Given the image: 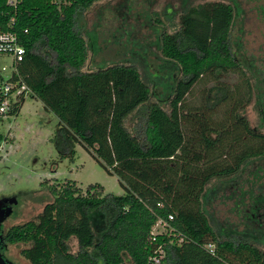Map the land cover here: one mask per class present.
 <instances>
[{"label": "trees", "instance_id": "obj_1", "mask_svg": "<svg viewBox=\"0 0 264 264\" xmlns=\"http://www.w3.org/2000/svg\"><path fill=\"white\" fill-rule=\"evenodd\" d=\"M4 1L0 29L13 18L25 51L18 74L28 97L57 121L55 154L72 160L79 146L123 190L114 196L89 185L81 193L70 181L48 187L36 220L9 227L4 243L29 244L21 250L29 264H145L157 247L160 264H264L255 229L216 233L203 211L215 194L206 190L211 181L264 159V133L243 115L256 95L264 123V78L254 83L263 71L231 47L233 1L182 0L176 28L156 38L152 90L160 96L132 65L82 71L87 46L77 17L101 0H22L14 12ZM23 101L5 115L15 116ZM132 114L133 133L125 127ZM253 199L264 209L262 197ZM168 216L169 232L151 241L152 226Z\"/></svg>", "mask_w": 264, "mask_h": 264}, {"label": "rangeland", "instance_id": "obj_2", "mask_svg": "<svg viewBox=\"0 0 264 264\" xmlns=\"http://www.w3.org/2000/svg\"><path fill=\"white\" fill-rule=\"evenodd\" d=\"M208 1L212 0H190L189 3ZM232 1L237 15L230 44L263 71L254 80L258 87L262 84L260 78H264V0ZM181 3L182 0H101L82 11L76 22L87 46L82 71L132 65L140 79L160 96L159 90H152L155 78L160 75L156 72L160 63L156 38L160 31L172 32L176 28ZM9 62V57L0 55V67ZM151 101L156 99L151 97ZM258 108L255 95L243 115L251 128L264 133ZM136 122V114L127 118L125 127L129 132L133 133ZM56 123L55 117L40 102L29 97L24 99L15 116H0V201L9 200L17 205L13 215L4 222L3 230L36 220L45 201L50 199L48 187H59L65 181L74 182L81 193L89 185H98L104 194H123L117 179L101 169L79 146H75L72 160L57 157L50 142ZM212 189L215 194H209L203 202V211L213 230L226 234L255 229L251 234L257 239L252 241L263 249L264 209L254 208L252 202L255 197L264 200V159L247 164L234 177L211 181L206 190ZM67 244L74 253L75 240L70 238ZM28 245H7L4 256L13 264H29L21 256V250Z\"/></svg>", "mask_w": 264, "mask_h": 264}, {"label": "built area", "instance_id": "obj_3", "mask_svg": "<svg viewBox=\"0 0 264 264\" xmlns=\"http://www.w3.org/2000/svg\"><path fill=\"white\" fill-rule=\"evenodd\" d=\"M21 2L22 0H5L4 5L14 12ZM13 26L14 20L10 18L5 24V30L0 29V55L10 58L7 66L0 67V116H4L31 93L18 74V66L23 60L25 51L19 43L17 34L11 30ZM22 33L25 34L26 30ZM170 220L171 217L168 216L166 221L155 222L150 231L151 241H154L155 236L169 232L168 221ZM206 249L209 253L212 252L210 245H207ZM162 257L163 252L160 247H157L145 264H160Z\"/></svg>", "mask_w": 264, "mask_h": 264}, {"label": "flooded vegetation", "instance_id": "obj_4", "mask_svg": "<svg viewBox=\"0 0 264 264\" xmlns=\"http://www.w3.org/2000/svg\"><path fill=\"white\" fill-rule=\"evenodd\" d=\"M16 202H10L9 200L0 201V258L4 263L13 264L5 256L4 251L7 247V244L4 243V234L7 231L3 230L4 222L13 215L14 208L16 207Z\"/></svg>", "mask_w": 264, "mask_h": 264}, {"label": "water", "instance_id": "obj_5", "mask_svg": "<svg viewBox=\"0 0 264 264\" xmlns=\"http://www.w3.org/2000/svg\"><path fill=\"white\" fill-rule=\"evenodd\" d=\"M0 264H7V263H4V262L2 261V259L0 258Z\"/></svg>", "mask_w": 264, "mask_h": 264}, {"label": "crops", "instance_id": "obj_6", "mask_svg": "<svg viewBox=\"0 0 264 264\" xmlns=\"http://www.w3.org/2000/svg\"><path fill=\"white\" fill-rule=\"evenodd\" d=\"M39 102V101H38ZM41 104V103H40ZM41 106H42V104H41ZM43 108V107H42Z\"/></svg>", "mask_w": 264, "mask_h": 264}]
</instances>
